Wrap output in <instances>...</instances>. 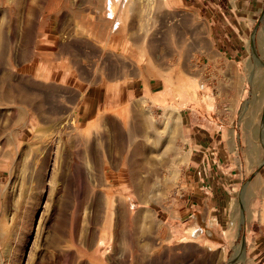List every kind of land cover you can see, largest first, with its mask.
I'll return each instance as SVG.
<instances>
[{"label":"rangeland","instance_id":"obj_1","mask_svg":"<svg viewBox=\"0 0 264 264\" xmlns=\"http://www.w3.org/2000/svg\"><path fill=\"white\" fill-rule=\"evenodd\" d=\"M262 61L264 0H0V264L230 261L173 224L261 187Z\"/></svg>","mask_w":264,"mask_h":264},{"label":"crops","instance_id":"obj_2","mask_svg":"<svg viewBox=\"0 0 264 264\" xmlns=\"http://www.w3.org/2000/svg\"><path fill=\"white\" fill-rule=\"evenodd\" d=\"M208 1V0H203ZM204 5L199 8L201 14H203ZM262 61L260 64H263ZM259 64V62H258ZM150 90L154 91V87L150 84ZM236 107L232 104V108ZM250 106H247L248 109ZM234 119V116L231 117ZM235 126V121H234ZM249 125L245 122V129L247 130ZM235 132L232 133V142L236 140ZM243 137V135H242ZM264 143V116L262 117V122L260 126V137H258ZM260 157L261 152H259ZM211 157H216V162L219 163L218 158L223 155L222 150L219 148L210 150ZM228 157L227 164L231 166L230 176L235 180L236 168L240 167L235 165V158L239 155V151L235 149H230L226 152ZM206 154L203 150L196 152V150L191 152L190 157L193 158V165H189V174L200 171L202 167V160H198L200 157H205ZM242 156L249 158L248 166L244 162V169H251V158H253L251 149L248 153L243 152ZM255 157V156H254ZM214 166H211L213 169ZM256 167V172L259 174L258 184L261 186L258 190L255 189L254 195L245 197H231V196H218V191L221 186H210L203 187V181L205 179L201 178L195 182L193 186L194 192L191 195L178 198L179 213L178 221L173 224V236L175 234L179 235L178 246L181 249L187 239L189 229L192 227L198 228L200 230L199 234L196 236L193 243L200 245L201 247H207L211 245L213 251L218 252L219 257L228 255L231 264H264V159L260 158L258 165ZM218 168V164L214 167ZM240 169V168H238ZM228 172V173H229ZM212 173V172H211ZM214 174V173H213ZM211 174L210 178H212ZM218 179V175H216ZM231 180V178H227ZM194 180H192L193 183ZM235 185V184H234ZM234 190V189H233ZM176 228V229H175ZM162 231L165 232L167 236L171 234V225L169 220H162ZM178 229V230H177ZM239 238H241L242 245L238 247ZM209 241L212 244L208 243ZM238 256H242L243 260ZM239 258L237 261L236 259ZM221 264H226L228 262H223ZM220 264V261H219Z\"/></svg>","mask_w":264,"mask_h":264}]
</instances>
